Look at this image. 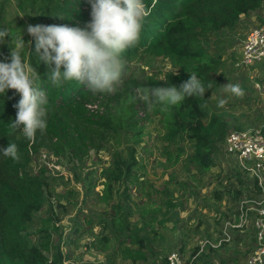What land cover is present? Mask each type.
<instances>
[{"label": "trees", "instance_id": "1", "mask_svg": "<svg viewBox=\"0 0 264 264\" xmlns=\"http://www.w3.org/2000/svg\"><path fill=\"white\" fill-rule=\"evenodd\" d=\"M16 1L18 10L27 16L32 25L84 27L91 19L88 0ZM145 3L152 9L151 16L140 44L123 56L126 74L115 94H96L75 82L55 87L47 79V65L37 62L34 38L29 49L26 45L22 49L28 64L39 74L38 83L47 93L48 128L44 133L37 132L34 140L26 139L19 130L11 127L17 113L13 105L19 101V94L13 89H9L6 95L0 94V149L6 148L10 142L15 143L20 156L19 160H14L0 154V264H66L72 257L62 250L61 245L73 244L75 239L86 233L93 237L88 243L89 248L95 247L104 253L112 251L104 262L86 261L83 264H112L118 260L139 264L160 256L156 250L157 241L160 242L156 222L163 226L169 212L177 207L171 185L178 184L186 189V183L177 182L170 176L160 190L166 196L162 203L167 208L162 219L157 218V213H161L160 207L146 206L149 200L136 202L132 199V185H140L137 169L141 164L136 157V145L144 136L145 125L140 124L137 118L136 107L141 101L132 100L133 89L140 85L127 76L128 62L139 54H148L167 59L178 69L177 72H167L165 80H154L145 87L179 86L190 78V72H196L207 88L209 82L213 84L215 74L222 66L220 58L213 56L207 46L209 39L219 31L234 29L242 15L260 10L264 0H145ZM0 30H7L16 39L27 32L26 23L13 26L6 20L1 0ZM11 36L0 42V61L10 56V46L15 43ZM37 73L34 71L33 75ZM100 97L107 99L104 113L98 117L89 114L86 105L96 103ZM208 97L209 89L203 98H188L167 113L160 112L158 108L152 109L153 116L159 117L165 130L164 155L174 162L186 157L201 173L215 166L216 152L230 132L228 123L210 112ZM235 129L243 128L235 126ZM120 135H129L132 144L124 150H114L109 166L101 168V184L104 186L101 200L109 205L107 216L99 221L101 230L94 233L93 216L87 217L84 220L87 225L76 226L72 236H69L72 242L60 240L57 245L53 244L47 226L34 231L35 215L51 199L49 186L57 177L50 175L46 165L35 173L31 169L33 158L43 150L57 158L81 162L90 151L106 149L107 144ZM184 144H190L189 154ZM89 176L86 174L83 179L87 193L92 190ZM222 182L227 184L226 192L234 202L239 201L245 191L257 190L256 182L236 169L224 174ZM119 184L124 185V189L120 199L111 204L114 186ZM251 184L255 186L253 189ZM222 193L216 191V197L220 198ZM57 220L60 218L48 217V225L54 221L55 232L59 230L55 226ZM75 221L79 224V220ZM208 247L213 250L210 245ZM198 250L199 247H196L193 256ZM166 260L167 256L162 258L164 263ZM208 261L205 259L203 264H210Z\"/></svg>", "mask_w": 264, "mask_h": 264}, {"label": "rangeland", "instance_id": "2", "mask_svg": "<svg viewBox=\"0 0 264 264\" xmlns=\"http://www.w3.org/2000/svg\"><path fill=\"white\" fill-rule=\"evenodd\" d=\"M1 1L4 4L6 20L13 26L20 22L26 23L27 26L32 25L27 16L18 10L16 0ZM262 24H264V5L258 11L242 15L240 23L234 29L215 33L207 43L213 56L219 57L222 62V66L215 74L212 88L209 89V110L212 114L224 119L230 131L236 130L235 126H241L243 129L252 128L263 121L260 100L254 91L253 81L264 74V60L257 62L249 69H239L235 66L241 57L243 41L248 32ZM20 37L25 38L28 49L33 45V37L28 32ZM29 41H32L30 47L27 45ZM128 66L127 76L142 86H149L154 80L164 79L167 72L178 71L167 59L148 54L133 57L128 62ZM229 82L241 85L245 95L237 97L225 92L223 85ZM220 99L225 100L223 107L218 106ZM98 100L99 106L104 110L107 99L100 97ZM111 107L114 108V104ZM136 112L140 124L145 125V130L141 142L136 145V157L141 164L137 169L140 185L137 186L136 183L132 185V199L136 202L149 200L146 206L160 207L161 213H157V218L162 219L165 217L164 212L167 208L162 203L166 196L161 194L160 190L166 185L170 176H173L177 182L186 183V189L180 188L178 184L171 185L177 207L169 212L163 226L156 222L160 240V242L157 241L156 250L160 256L139 264H164L162 258L172 251H179L187 264H203L205 259H208L210 264H247V258L256 246V232L252 221H249L243 232L234 230L231 233V241L219 248L210 246L212 250L208 245L202 248L206 240L213 243L221 240V232L226 222L237 215L238 201L234 202L230 198L226 192L227 184L222 182V176L229 170H238L235 167V160L223 153L221 144L215 155V166L205 173L199 172L186 157L176 162L168 160V156L163 153L166 148V142L163 139L165 130L159 117L153 116L152 110L150 111L142 102L136 107ZM131 144L129 135H120L111 140L106 149L100 152L90 151L81 162L57 158L43 150L36 155L31 169L36 173L43 165H46L50 175H54L57 179L50 183L51 199L35 215L33 230L38 231L47 226L46 228L52 234L53 244H59L60 240L72 242L73 239L69 236H72L74 228L86 226L84 220L93 216V232L98 233L101 230L99 221L107 216L109 210V205L101 200L104 188L101 184L103 181L100 176L101 168L109 166L114 150H124ZM184 148L189 154L190 144H184ZM86 174L91 175L89 179L92 182V190L88 193L83 187ZM123 187L124 185L121 184L114 186L111 204L120 199ZM216 191H223L220 198L216 197ZM248 194H250L249 191L243 193L244 196L251 197ZM48 217L60 218L55 222V226L59 227L58 231L55 232L53 228L54 221L48 225ZM136 218L135 214L134 220ZM250 219H253V215H250ZM75 220H79V224ZM61 233H63L62 238ZM92 238L90 233H86L81 238L75 239L73 244H62V250L70 253L72 257V260L65 263L72 261L73 264H83L86 261H106L112 249L104 253L95 247L89 248L88 243ZM196 247H199V250L193 256ZM199 256H202L201 259H198ZM112 264L130 263L118 260Z\"/></svg>", "mask_w": 264, "mask_h": 264}, {"label": "clouds", "instance_id": "3", "mask_svg": "<svg viewBox=\"0 0 264 264\" xmlns=\"http://www.w3.org/2000/svg\"><path fill=\"white\" fill-rule=\"evenodd\" d=\"M88 3L91 19L84 27L30 24L27 32L34 38L37 62L47 65V79L53 86L62 87L66 82H75L96 94H115L126 74L123 56L140 44L152 9L145 0H88ZM9 36L7 30H0V42ZM11 40L15 43L10 46V56L0 61V94L6 95L9 89L19 94V101L13 105L17 113L11 127L32 141L37 132L44 133L48 128L47 93L38 83L39 74L23 55L24 38L11 36ZM31 44L29 41L28 47ZM211 88L212 83L209 82L206 88L197 73L190 72V78L179 86H136L132 100L143 102L150 111L158 108L167 113L188 98H203ZM223 90L237 97L245 95L238 83L229 82L223 85ZM224 104L225 100L220 99L218 106ZM0 154L20 159L15 143L10 142L6 148L0 149Z\"/></svg>", "mask_w": 264, "mask_h": 264}, {"label": "built area", "instance_id": "4", "mask_svg": "<svg viewBox=\"0 0 264 264\" xmlns=\"http://www.w3.org/2000/svg\"><path fill=\"white\" fill-rule=\"evenodd\" d=\"M264 60V24L252 28L243 41L241 57L237 68L249 69L257 62ZM253 88L260 100L263 121L252 128L230 131L221 144L223 153L234 159L236 168L256 182V192L251 197L242 195L237 202V215L226 222L221 240L213 243L206 240L202 246L210 245L219 248L231 241L232 232L244 228L252 221L256 236V246L247 258V264H264V74L253 81ZM89 114L102 115L103 108L98 102L87 104ZM140 114H142L140 112ZM234 167V168H235ZM255 186H251L253 189ZM253 215V219H250ZM164 264H187L179 251H172Z\"/></svg>", "mask_w": 264, "mask_h": 264}]
</instances>
